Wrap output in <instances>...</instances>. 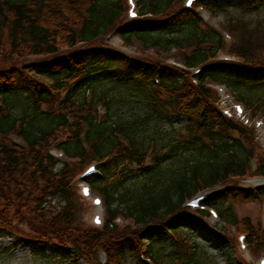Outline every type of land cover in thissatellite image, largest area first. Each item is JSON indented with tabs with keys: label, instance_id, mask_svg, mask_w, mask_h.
<instances>
[{
	"label": "trees",
	"instance_id": "1",
	"mask_svg": "<svg viewBox=\"0 0 264 264\" xmlns=\"http://www.w3.org/2000/svg\"><path fill=\"white\" fill-rule=\"evenodd\" d=\"M181 1L139 0L137 18L129 20L121 0H0V236L50 241L87 264H125L129 254L146 264L140 250L150 264H218L195 242L208 213H190L184 203L221 186L208 206L225 225L247 232L254 250L264 248L262 232L222 210L229 200L254 201L231 181L264 177V154L247 127L221 114L211 86L224 85L264 111L256 92L264 94V51L242 46L240 63L216 60L222 38ZM257 2L264 0L237 5ZM202 5L211 13L227 7ZM111 30L127 44L179 50L182 67L124 55L103 43ZM195 67L201 71L193 84ZM124 108L128 117L116 116ZM181 119L184 125L173 127ZM90 163L98 174L88 182L105 204L99 229L78 222L72 188ZM131 166L136 173L126 172ZM256 196L264 199V189ZM117 217L128 224L119 226ZM225 264L241 261L228 255Z\"/></svg>",
	"mask_w": 264,
	"mask_h": 264
},
{
	"label": "rangeland",
	"instance_id": "2",
	"mask_svg": "<svg viewBox=\"0 0 264 264\" xmlns=\"http://www.w3.org/2000/svg\"><path fill=\"white\" fill-rule=\"evenodd\" d=\"M121 1L123 10L122 14L123 17L126 18L128 9L127 1ZM134 1L135 4L138 5L139 0ZM206 2L212 5L215 3L214 1ZM216 2L222 6L227 4V7L216 13L206 14L201 12L200 9H197V12L201 15L204 26L214 30L224 39V48L221 56L230 57L231 59L240 62L241 59L238 57L239 47L244 46L245 48H248L249 46L248 49L250 51L255 49L253 52L256 53L264 51V3L260 4L257 2L253 6L243 9L239 8V5H237L242 3L243 0H216ZM136 10L138 11V7ZM102 41L111 48L133 58L153 59L164 64L172 62L179 64L180 59L182 58V53L180 51L175 52L171 50L167 53L161 49H150L146 44L136 39H133L127 44L118 36L111 33L103 37ZM239 89L243 93H246L247 91V88L243 86ZM256 92L259 93L258 97H264L262 88H259ZM226 93L230 94L228 92ZM232 99L233 95L230 94L227 101H222V110L230 109L233 101ZM249 109H251L250 106ZM127 112H129L127 108H124L123 110L121 109V111L116 112V116L125 119L128 117ZM244 114L250 121L248 125L250 136H252L254 142L260 148V151L264 152L262 151V149L264 150V111L253 108L249 112L245 110ZM172 123L173 127L179 129V127L184 125V120L181 119ZM162 128L167 131L169 126L165 123ZM54 152L56 151H53V153ZM127 170L128 171L126 172L128 174H134L137 172V167L131 166ZM79 177L75 178V181L72 184V188L77 197L75 203L76 208L78 209L77 220L85 229H99L93 224L92 218L95 214H99L101 218H103L104 208H96L92 205L91 198L83 199L81 197L80 186L82 182H80ZM133 182H138L137 178L133 180ZM231 182L236 188L239 185H241L239 186L241 188H246L248 186L246 181L241 182L240 180L234 179ZM128 184L131 183L128 182ZM51 205H53V207L56 206L55 202H52ZM226 209L232 213L239 223H249L255 230L264 234V205L261 202L257 200L245 202L229 200L224 204L222 210ZM127 222L128 221L123 218L119 220L118 224L119 226H122L128 224ZM203 226L204 227L198 231L195 242L207 256L213 257L216 263L225 264L228 255L235 261H237V259L240 260L241 264H257L258 260L264 257V248H261L258 251L254 250L249 243V240L247 241L248 248L246 250L240 249L237 242L238 234L243 232L240 227L225 225L222 221L215 220L211 217L204 221ZM24 228L29 232V228ZM223 234H225L226 238L229 240L227 243H222L221 236H223ZM14 238L0 236V264H76L72 258L59 255L48 247H45V249L29 250L27 243L24 245H18V243L16 244L12 241ZM165 240L168 241V239ZM124 247L127 248V244H125ZM162 249L166 250L167 247L163 245ZM99 258L102 262L105 261V255L102 252L100 253ZM125 264H137L134 254H129Z\"/></svg>",
	"mask_w": 264,
	"mask_h": 264
},
{
	"label": "snow or ice",
	"instance_id": "3",
	"mask_svg": "<svg viewBox=\"0 0 264 264\" xmlns=\"http://www.w3.org/2000/svg\"><path fill=\"white\" fill-rule=\"evenodd\" d=\"M192 2V0H189V3H191ZM97 203H99V201H97ZM99 222V221H98Z\"/></svg>",
	"mask_w": 264,
	"mask_h": 264
}]
</instances>
